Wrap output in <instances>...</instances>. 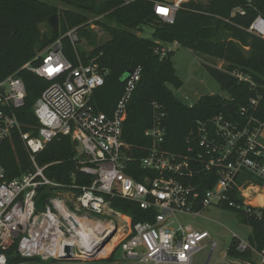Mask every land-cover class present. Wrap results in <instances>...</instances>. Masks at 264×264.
<instances>
[{
    "label": "built area",
    "instance_id": "obj_1",
    "mask_svg": "<svg viewBox=\"0 0 264 264\" xmlns=\"http://www.w3.org/2000/svg\"><path fill=\"white\" fill-rule=\"evenodd\" d=\"M136 1L123 0L125 4ZM191 1L157 3L155 13L173 24L176 13ZM236 14L245 16L246 11L235 9L232 16ZM246 31L264 41V17L257 15ZM64 38L76 51L80 38L74 29L14 75L0 77V147L21 143L30 167L9 179L0 163V264H8L7 251L12 246H17L26 262L44 264L107 260L118 250L124 260L136 264H194V258L205 249L214 253L217 244L211 234L197 231L181 219L199 217L211 207L250 211V206L244 201L238 204L236 198L242 199L244 189H254L250 186L253 180L264 185V111L259 107L264 73L262 84L243 71L229 73L254 91L255 97L236 115L221 113L198 121L185 153L167 148V114L154 103L153 125L145 132L150 146L133 153L123 139V129L142 68L130 73L123 95L109 115L93 103L107 73L94 61L84 63L78 53L74 64L64 52ZM172 51L162 47L156 54L163 59ZM21 72L49 83L33 107L36 125L23 122L21 111L28 90ZM63 137L75 145L81 174H72L68 184L47 176L54 164L40 165L38 161L53 140ZM144 151L146 156H137ZM212 178L216 179L213 185ZM48 188L51 191L38 212L36 203ZM114 199L138 204L151 220L134 223L113 207ZM68 200L74 208L68 206ZM114 231L119 238L114 249L100 256L115 237H111ZM248 250L246 242L236 246L237 252ZM259 256L264 264V251Z\"/></svg>",
    "mask_w": 264,
    "mask_h": 264
},
{
    "label": "trees",
    "instance_id": "obj_2",
    "mask_svg": "<svg viewBox=\"0 0 264 264\" xmlns=\"http://www.w3.org/2000/svg\"><path fill=\"white\" fill-rule=\"evenodd\" d=\"M167 1L138 0L125 4L123 0H0V77L14 75L23 65L33 61L40 51L62 39L71 30L76 29L80 43L83 39L93 42L88 15L104 17L108 22L96 21L95 24L102 27L111 39L95 48L88 56L78 49L75 51L70 42L63 39L64 52L74 64H77L78 53L84 63L94 61L107 73L103 86L94 94V105L112 114L125 89L126 83L121 81V77L141 67V79L128 103L123 129L125 143L133 153L150 146L151 142L145 132L153 125V104L156 103L167 114L164 122L167 148L171 152L185 153L190 145L188 138L198 121L221 113L236 115L255 97L254 91L239 83L230 72L243 71L262 84L260 76L264 73V41L249 34L246 29L257 15L264 17V0H192L176 13L173 24L165 23L155 13V5ZM60 4L78 8L83 14L72 10L61 11ZM235 9L245 10L246 15L232 16ZM53 16L59 17V33H54L49 24ZM111 22L117 26L114 27ZM43 25L47 26L46 30L41 29ZM143 26L153 27L154 39H146L134 33L142 31ZM222 29L229 34V41L219 40ZM174 43L226 62V72L211 67L207 70L229 97L204 96L193 106L178 100L171 87L179 90L183 83L171 62L174 53L169 52L163 59L156 54V50L161 49L163 44ZM246 47L250 48L249 52L245 51ZM19 76L28 90L27 104L21 111L23 122L36 125L33 107L49 83L28 72H21ZM260 90L263 99L259 107L264 111V89L260 87ZM75 156V145L69 138L63 137L53 140L39 154L38 161L40 165L54 164L47 169V176L57 183L68 184L72 174L81 175L77 171ZM137 156L144 157L146 152H139ZM0 163L6 169L9 179H15L30 169L27 155L19 142L0 147ZM78 181H81L80 178ZM82 181L88 182L89 179L82 178ZM215 182L216 179L212 178L211 185ZM236 200L238 204H243V198L238 197ZM113 207L129 215L134 223L151 220L149 214L136 203L114 199ZM223 208L240 213L242 222L252 229L248 239L251 250L237 252L239 240L233 238L228 256L249 261L252 251L262 253L264 208L250 207V211L227 206ZM7 255L8 264L26 262L18 254L17 246H12ZM107 261L113 262L114 256Z\"/></svg>",
    "mask_w": 264,
    "mask_h": 264
},
{
    "label": "rangeland",
    "instance_id": "obj_3",
    "mask_svg": "<svg viewBox=\"0 0 264 264\" xmlns=\"http://www.w3.org/2000/svg\"><path fill=\"white\" fill-rule=\"evenodd\" d=\"M197 1V0H195ZM60 10H72L77 13L83 14L82 10L73 8L71 6L59 5ZM90 19V31L94 38L93 42L86 39L81 40L80 45L77 49L80 52H84L87 56L97 47L106 44L110 39V35L100 26L96 25L95 22H108L104 17H94L88 15ZM114 27L117 26L115 22H111ZM42 30H46L47 26L43 25ZM134 33L146 39H154V29L151 26H143L142 31H134ZM220 41H229L230 36L227 31H221ZM51 46V45H50ZM49 46V47H50ZM166 49L173 50V56L171 62L176 71L177 76L183 83V87L179 90L171 87L175 97L183 102L187 106L195 105L202 97L217 95L222 98H228L227 92L223 91L219 86L218 82L211 76L207 68L211 67L220 71H227V63L213 57H208L195 53L191 50L181 47L179 44H163ZM48 48V47H47ZM46 48V49H47ZM44 49V50H46ZM42 50V51H44ZM40 51L39 53H41ZM245 51L249 52L250 48L246 47ZM130 76V72H126L122 77L121 81L125 82ZM251 187L254 189H244L241 194L244 203L253 208H264V206L252 204L264 193V185L257 182L256 180L251 181ZM68 206L74 208L71 201L68 200ZM181 221L187 225H191L197 231H207L211 234L214 242L217 244L210 264L218 262H225L226 264H232V261H238V259H231L228 256V249L233 241V238H238L243 242H247L249 237L252 235V229L250 226L245 225L242 220L240 213L224 209L222 207H211L201 212L199 217L185 216ZM115 236V235H114ZM114 238V237H113ZM248 243V242H247ZM208 249L202 251L194 258V264H203L209 254ZM112 252V251H111ZM108 252L103 256L111 253ZM111 258V257H110ZM50 264H65L57 262H49ZM262 264L259 253L252 251V256L249 261H245L243 264ZM23 264H44L41 261L35 260L25 262ZM66 264H136L132 260H124L123 253L118 250L115 253L114 261L108 262L107 260L86 262V263H66Z\"/></svg>",
    "mask_w": 264,
    "mask_h": 264
},
{
    "label": "water",
    "instance_id": "obj_4",
    "mask_svg": "<svg viewBox=\"0 0 264 264\" xmlns=\"http://www.w3.org/2000/svg\"><path fill=\"white\" fill-rule=\"evenodd\" d=\"M49 24L52 27L54 33H59L60 31V21H59V17L58 16H53L49 19ZM51 191V188L46 189L41 196L39 197L37 203H36V209L38 212H41L43 209V205L49 195ZM116 233V231H114L111 235V237Z\"/></svg>",
    "mask_w": 264,
    "mask_h": 264
},
{
    "label": "bare ground",
    "instance_id": "obj_5",
    "mask_svg": "<svg viewBox=\"0 0 264 264\" xmlns=\"http://www.w3.org/2000/svg\"><path fill=\"white\" fill-rule=\"evenodd\" d=\"M252 204L264 206V193L262 196H260L257 200L252 202ZM118 236H115L113 240L105 247L104 251L101 252L100 256H103L104 254L111 252L114 249V243L118 240Z\"/></svg>",
    "mask_w": 264,
    "mask_h": 264
},
{
    "label": "crops",
    "instance_id": "obj_6",
    "mask_svg": "<svg viewBox=\"0 0 264 264\" xmlns=\"http://www.w3.org/2000/svg\"><path fill=\"white\" fill-rule=\"evenodd\" d=\"M175 45H177V43H174ZM166 45H168V44H166ZM239 240V242L241 241L240 239H238ZM243 242V241H242ZM248 242V241H247ZM246 242V243H247ZM206 250V249H205ZM209 250V249H208ZM213 254L214 253H212L211 251H209V254L207 255V259L205 260V263L203 262V264H210V261H211V259H212V257H213ZM232 259V258H231ZM221 262V261H220ZM219 262L217 261L215 264H218ZM243 263H245V261H243V260H239L238 259V261H235V260H233L232 261V264H243ZM247 264H249V263H247Z\"/></svg>",
    "mask_w": 264,
    "mask_h": 264
}]
</instances>
